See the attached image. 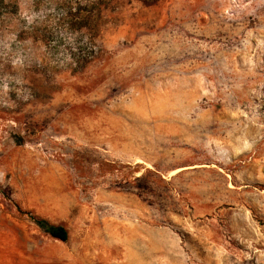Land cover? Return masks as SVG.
Returning <instances> with one entry per match:
<instances>
[{
    "label": "rangeland",
    "instance_id": "374dc122",
    "mask_svg": "<svg viewBox=\"0 0 264 264\" xmlns=\"http://www.w3.org/2000/svg\"><path fill=\"white\" fill-rule=\"evenodd\" d=\"M1 246L264 264V0H0Z\"/></svg>",
    "mask_w": 264,
    "mask_h": 264
},
{
    "label": "trees",
    "instance_id": "16d2710c",
    "mask_svg": "<svg viewBox=\"0 0 264 264\" xmlns=\"http://www.w3.org/2000/svg\"><path fill=\"white\" fill-rule=\"evenodd\" d=\"M36 227L50 238L65 243L68 240V232L62 226H56L43 219L32 218Z\"/></svg>",
    "mask_w": 264,
    "mask_h": 264
},
{
    "label": "crops",
    "instance_id": "0c3cea01",
    "mask_svg": "<svg viewBox=\"0 0 264 264\" xmlns=\"http://www.w3.org/2000/svg\"><path fill=\"white\" fill-rule=\"evenodd\" d=\"M1 248H2V249H0V251H2V250H3V246H1ZM32 264H33V263H32Z\"/></svg>",
    "mask_w": 264,
    "mask_h": 264
}]
</instances>
